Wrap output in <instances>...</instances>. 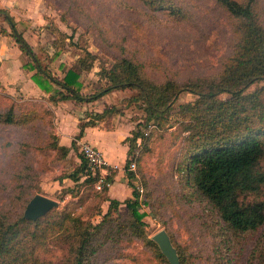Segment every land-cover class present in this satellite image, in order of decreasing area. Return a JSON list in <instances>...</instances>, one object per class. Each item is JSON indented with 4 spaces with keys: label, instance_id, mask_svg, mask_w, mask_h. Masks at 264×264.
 Returning <instances> with one entry per match:
<instances>
[{
    "label": "rangeland",
    "instance_id": "obj_1",
    "mask_svg": "<svg viewBox=\"0 0 264 264\" xmlns=\"http://www.w3.org/2000/svg\"><path fill=\"white\" fill-rule=\"evenodd\" d=\"M1 2L5 7H12L20 32L42 67L56 79H64L83 50L97 56L91 72L80 71V90L84 95L106 86V81L97 73L102 65L111 68L117 58L129 57L145 64L147 73L157 82L173 79L187 83L214 75L229 55L231 20L214 0H174L182 7L179 18L167 12H155L142 0ZM0 25L10 30L2 18ZM29 63L12 37L0 36V112L17 104L19 112L31 110L37 114V119L26 126L0 125V214L11 219L23 216L29 200L34 195H43L58 202L53 213L71 211L97 224L108 211L109 202L104 201L106 193L99 194L86 182L84 174L79 180H72L71 186L65 182L79 169L75 159L81 158L82 140H73L68 150L60 144L56 114L59 102L54 104L51 98L60 90L57 86L51 85V92L42 91L37 95L26 88L20 91L31 81L36 84L32 76L36 72L25 71L23 67ZM16 68L20 71L18 79H9V71ZM263 87L264 83L256 84L248 93ZM136 95L132 90L114 91L99 101L80 103L85 109L82 122L88 116L95 119L96 112L110 110L101 122L102 129L123 130L129 135L127 139H131L138 125L145 122L144 112L129 102ZM196 100L195 95L183 93L174 105L169 123L147 129L150 139L146 147H140L137 177L129 178L121 161L117 166L120 170L123 167L125 183L143 189L141 211L146 217L142 229L148 239L153 240L155 235L166 231L175 246L200 256L196 262L201 264L202 260L214 256L218 245L217 217L199 199L188 197V190L175 177L181 142L180 108ZM71 105L62 107L61 111L70 110ZM70 151L72 157H69ZM150 194L152 200L148 203ZM254 199L255 196L247 198ZM120 215L123 220L128 216L125 206L119 207V214L114 218ZM262 238L264 229L247 236L233 250V264H249L253 247ZM66 257V250L53 242L39 255L43 264H64ZM93 264L158 263L141 242L124 237L121 243L103 246Z\"/></svg>",
    "mask_w": 264,
    "mask_h": 264
},
{
    "label": "trees",
    "instance_id": "obj_2",
    "mask_svg": "<svg viewBox=\"0 0 264 264\" xmlns=\"http://www.w3.org/2000/svg\"><path fill=\"white\" fill-rule=\"evenodd\" d=\"M142 1L155 12H167L176 18L183 14L182 7L174 0ZM214 1L231 20L229 55L217 73L187 83L173 79L157 82L149 76L145 64L121 57L115 59L111 68L100 67L97 75L106 81V86L84 95L80 90V71L91 72L98 59L96 55L83 50L74 67L59 80L42 67L15 18L6 9H0V18L10 30L0 25V35L12 37L28 57L30 63L25 68L36 72L33 80L43 92H51V85L60 89L51 97L54 104L96 102L114 91L137 92L129 102L144 112L145 122L127 139L126 168L137 150L138 140L146 147L150 139L147 129L169 123L174 105L183 93L195 95L194 103L180 108L181 142L175 177L182 188L188 190V197L199 199L211 210L210 214L217 217L218 245L214 256L203 258L200 263L233 264V250L242 245L247 236L264 229V198H261L264 192V87L248 93L252 86L264 83V0ZM224 95L227 98H223ZM19 110V106L13 104L0 112V125L26 126L37 119L35 111ZM109 113L111 111L106 110L96 114L95 121L81 123L78 139L84 136L86 128L96 126ZM85 169L86 163L70 178L79 180L78 176L84 174ZM127 174L129 178L134 177L132 173ZM86 180L92 186L96 183L94 178ZM129 186L132 197L123 203L128 211L124 220L121 215L114 218L122 203L110 199L109 190L103 192L106 193L104 201L109 202L108 211L97 224L71 211L55 214L52 210L37 221L26 220L24 215L11 219L0 214V264H43L39 255L52 242L66 250L64 264H93L103 246L121 243L124 237L141 242L158 264H170L159 246L144 233L146 214L141 211L140 193L133 185ZM249 196L255 199L248 201ZM151 200L150 194L147 202ZM171 242L180 264H197L200 256L175 246L172 239ZM249 264H264L263 238L254 245Z\"/></svg>",
    "mask_w": 264,
    "mask_h": 264
},
{
    "label": "crops",
    "instance_id": "obj_3",
    "mask_svg": "<svg viewBox=\"0 0 264 264\" xmlns=\"http://www.w3.org/2000/svg\"><path fill=\"white\" fill-rule=\"evenodd\" d=\"M8 8V9H7ZM11 6L5 7V5L2 4L0 0V9H6L9 10L11 15L15 18L13 14V10L11 9ZM16 20V18H15ZM19 28V23L16 20ZM6 29V28H5ZM1 36V35H0ZM29 43V42H28ZM18 46V45H17ZM19 47V46H18ZM32 47V46H31ZM20 49V48H19ZM23 53V52H22ZM25 71H28L25 68ZM16 68L15 70L9 71V79H18L19 72ZM23 70L21 71V73ZM29 72V71H28ZM33 76V75H32ZM31 76V78H32ZM29 90L33 92V94H40L42 93V90L33 83L32 81L28 83L26 86H23L20 91ZM99 101V100H98ZM71 109L68 111H61L62 107L67 106L68 104H71ZM75 103V102H74ZM84 104V103H83ZM59 107L56 111L57 116H59V132L58 136L60 138V144L61 146L65 147L67 150L68 148H71L73 140L78 141L82 140L81 142L88 143L92 145L93 147L100 150L108 163L114 168L115 173L113 176V182L111 185V188L108 191V197L113 200H117L123 203L132 197V189L129 186L128 183H125V177L122 173L123 167L126 166L127 160H128V151H129V145L127 143V138L129 135L126 136V133L123 130H114V131H108L102 129L101 122H97L96 126H91L85 129V134L81 139H78V135L80 133V124L85 123L91 120L94 121L93 117L88 116L86 118L85 122H82L83 119V112H84V106L79 104H73V101H64L58 103ZM96 114H100L96 112ZM129 134V133H128ZM73 156V152L70 151L69 157ZM80 159H75V164L79 167V169L75 171L81 170L83 165L85 164V161L80 153ZM121 157V158H120ZM119 159V160H117ZM121 159V160H120ZM121 161L122 169L120 170L119 166H117V162ZM80 162V163H79ZM81 164V165H80ZM74 175V174H73ZM72 176V175H71ZM83 176V173L78 176ZM70 177L65 179V182H69L68 186H71L70 184L74 183Z\"/></svg>",
    "mask_w": 264,
    "mask_h": 264
},
{
    "label": "built area",
    "instance_id": "obj_4",
    "mask_svg": "<svg viewBox=\"0 0 264 264\" xmlns=\"http://www.w3.org/2000/svg\"><path fill=\"white\" fill-rule=\"evenodd\" d=\"M142 146L141 140H138L137 150L130 157V164L128 168L125 167L126 173H132L133 178L137 177V163L140 158V147ZM80 153L86 163V169L84 173L85 178H94L96 183L94 184V189L98 193H103L111 188V179H113L115 170L108 163L104 154L93 147L92 145L81 142L80 143ZM139 193H143V189L137 188Z\"/></svg>",
    "mask_w": 264,
    "mask_h": 264
},
{
    "label": "water",
    "instance_id": "obj_5",
    "mask_svg": "<svg viewBox=\"0 0 264 264\" xmlns=\"http://www.w3.org/2000/svg\"><path fill=\"white\" fill-rule=\"evenodd\" d=\"M58 207V202L43 195H36L27 205L24 218L30 221H37L52 210ZM153 241L159 246L162 253L168 259L170 264H180L177 250L174 248L171 239L166 231H161Z\"/></svg>",
    "mask_w": 264,
    "mask_h": 264
},
{
    "label": "bare ground",
    "instance_id": "obj_6",
    "mask_svg": "<svg viewBox=\"0 0 264 264\" xmlns=\"http://www.w3.org/2000/svg\"><path fill=\"white\" fill-rule=\"evenodd\" d=\"M155 236H156V235H155ZM155 236H154V237H155ZM154 237H153V238H154Z\"/></svg>",
    "mask_w": 264,
    "mask_h": 264
}]
</instances>
